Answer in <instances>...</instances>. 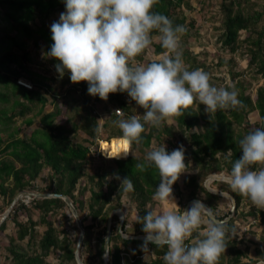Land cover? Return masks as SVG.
Wrapping results in <instances>:
<instances>
[{"label": "trees", "instance_id": "16d2710c", "mask_svg": "<svg viewBox=\"0 0 264 264\" xmlns=\"http://www.w3.org/2000/svg\"><path fill=\"white\" fill-rule=\"evenodd\" d=\"M219 8L221 22L215 42L221 50L229 54L243 51L248 57L247 68L252 70L257 78L262 79V84L257 87L255 99L252 101L246 95L245 87L240 84L238 79L241 77L240 74L233 73L230 75L229 84L226 83L222 87L231 90L232 86L235 85L239 93L238 99L243 102L244 108L218 110L211 113L207 112L205 106L197 101L184 111L183 116L173 119L178 130L186 134L185 159L189 157L197 169L196 174L190 178L187 185L189 191L186 201L203 200L195 193L194 186H192L199 182L202 186L200 192L204 194V201L201 202L211 208L214 214L217 206L213 202L218 197L209 193L202 185L203 182L210 175H219L224 172L227 174L231 170L232 162L242 155L239 140L249 132L243 125L246 113L256 111L259 127L264 128V3L256 6L251 0H220ZM0 9L4 12L2 19L7 23V33L3 37L6 47L0 56V103L12 102V110L18 109L12 113L11 117H13L26 115L31 111V107L37 105L40 106L41 111L47 102L46 95L40 93L42 88L46 92L52 90L51 96H53L54 101V110L41 115L39 128L35 129L28 139L11 137L12 140L6 143L7 145L4 147V141L0 138V156L3 158H0L2 159L0 160V196L8 198L7 204L9 205L15 196L29 191L34 192L36 186H32L33 182L45 173L44 191L40 192L67 198L78 216H81L80 223L84 233L91 230L94 222L102 225V233L105 235L103 239L102 237L99 238L100 247L94 256L96 258L95 263L103 264L106 234L109 229L110 243L115 231V229L113 230V222L117 218V216H112L108 222L110 213L119 209L123 196H127L129 201L136 203L135 217L137 213L139 217H144L149 212L147 205L155 201L153 194L160 183L158 171L154 167H149L144 172L135 168L137 163L144 162V158L130 155L127 157L123 154L129 152V148L120 139L122 133L118 130L116 132L110 131L107 139L100 143L101 151L112 158L108 160L112 163L110 170L95 172L89 176L85 175L86 165L89 162L87 159L89 146L82 142H72L70 135L81 132L85 135L86 139L84 140L89 141L88 143H93L98 139V115L94 104L101 99L98 96L93 97L88 94L86 82L73 84L70 81V73L67 71L61 76L56 70V65L59 62L50 57V60L55 63V73L60 78V87L66 88L63 93L64 104L67 113L70 114L64 123H57L56 119L60 111L56 100L59 94H56L48 84L49 81L55 82L57 79L47 78L32 72L29 67L30 53L25 50V42L33 40L35 35L44 40L49 52L53 41L51 31L45 28L44 22L53 12L66 11L65 0H0ZM185 9H191L187 0H159L153 11L167 16L174 25L186 26V17L183 15ZM35 20L39 21L38 29H33L30 25V22ZM242 33L245 35L241 38ZM187 34L188 28L183 36H187ZM155 36L156 33H153V37ZM8 47L15 48L19 52H14ZM153 47L157 55L164 52L159 42L154 43ZM182 48L184 61L190 70L199 68L207 72L202 64L195 61L194 55L186 50L185 43H183ZM141 58L139 56L136 60H141ZM22 78L29 80L33 87L30 84V89H27L17 84V80ZM106 101L115 105L105 125H113L115 124L114 121L119 119L115 114L116 109L124 110V114L129 117L134 108L139 107L126 92L118 91L109 94ZM5 112L0 110L4 116L3 119L9 120L11 117H6ZM80 119L82 120L79 122ZM31 122L28 120L26 123L30 125ZM145 129V132L141 134V143H134L132 149L137 151L148 149L152 140H156L158 143L163 137H172L175 133L174 125H166L165 123L159 128L145 124ZM180 146L181 143L179 142L177 147ZM166 151L170 153L171 148H166ZM116 176H119L120 179H116ZM126 177L132 180L134 185L132 192H125L120 189L121 181ZM83 178L86 179V185L75 193L78 182ZM177 183L178 180L173 184V189L176 188ZM85 193H88L86 200L83 197ZM46 194L43 195V198H35L32 201L34 208L42 214L41 223L46 226L44 235L37 243L41 255L28 256L11 249L9 264H45L43 256L52 249L61 251L59 258L65 264H76L75 249L61 243L54 233L51 223L44 219V216L51 211L64 206L65 202L60 197H46ZM172 194L175 197H181L179 189ZM229 195L233 198L235 208L240 205L242 198H244L234 192H229ZM18 207L25 210L21 201ZM84 210L86 212L82 216ZM16 213L15 210L13 214ZM245 214L254 220H258L257 225L263 229L261 242L264 244L263 209L253 205L244 213V216L247 217ZM215 217L218 220H225L226 218V216L219 218L216 215ZM6 219L0 224V230L4 229ZM87 219L90 220L91 224L86 226L84 223ZM28 222L29 225H24L13 219L17 229L16 240L23 241L25 238H31L35 222L29 218ZM227 226L229 232L235 230L231 220L227 222ZM119 229L120 232H126L125 224ZM132 229L133 237L130 239H123L119 233H115L116 239L122 243L123 251L116 244L112 248H108L106 264H164L163 255L166 248H157L150 243L146 250L151 255L148 261L142 260L141 251L144 249L145 239H138L135 236L146 235L143 231V224L137 223L135 219ZM86 243V237H83L81 245ZM237 243L227 239L228 257L224 259L222 254L218 264H244L242 257L245 253L236 246ZM257 252L260 258L251 264H260L261 260H264V250ZM89 263L84 261L83 264Z\"/></svg>", "mask_w": 264, "mask_h": 264}, {"label": "clouds", "instance_id": "9594fccd", "mask_svg": "<svg viewBox=\"0 0 264 264\" xmlns=\"http://www.w3.org/2000/svg\"><path fill=\"white\" fill-rule=\"evenodd\" d=\"M158 2L65 0L66 11L50 29L53 44L47 55L59 62L56 70L61 76L67 71L73 84L86 82L88 94L101 100L118 91L126 92L144 109L143 116L127 119L122 118L124 110L115 111L121 118L114 123L129 150L134 143H141L145 124L159 128L165 121L183 116L197 101L211 113L245 107L235 85L231 90L216 87L203 69L190 70L181 43L187 28L153 11ZM153 33L167 54L147 64L137 62L136 58L152 46ZM239 148L242 155L232 162L225 182L232 192L264 209V128L250 130L239 140ZM184 161L183 146L169 153L162 143L146 153L144 162L135 165L140 172L149 167L158 171L160 183L153 199L168 206L159 212L149 211L142 218L137 213L136 222L143 224L146 234L138 239H145V249L149 243L166 248L164 264H218L228 246L227 222L216 219L213 210L199 200L183 211L174 202L172 186L186 170ZM120 189L134 191L132 180L124 178ZM202 226L203 238L187 243Z\"/></svg>", "mask_w": 264, "mask_h": 264}, {"label": "rangeland", "instance_id": "374dc122", "mask_svg": "<svg viewBox=\"0 0 264 264\" xmlns=\"http://www.w3.org/2000/svg\"><path fill=\"white\" fill-rule=\"evenodd\" d=\"M187 1L190 3L191 9L183 10V15L184 17H186L185 25L188 28V34L187 36H183L181 40L182 47L183 43H185V47L187 48L186 50L194 55L195 61L199 64H202L206 68L207 73L210 74L211 83L214 86L216 85L218 87H222L226 83L229 84L230 75L233 73H239L241 76L240 78H238L240 84L245 87L247 93L246 95H248L250 99L254 101L256 89L259 85L262 84V79L257 78L253 71L247 68L248 57L241 50L235 54H229L226 51L221 50L219 45L215 42V37L219 33V27L221 22L219 11L220 0ZM251 1L256 6H260L264 3V0ZM62 13L64 12H53L52 14H50L44 22L45 28L47 30H50L51 25L53 23L59 22L60 15ZM3 14V10L0 9V56L2 55L4 48L6 47V44H4L3 41V37L7 33V23L5 20L2 19ZM30 25L33 29H38L40 26L38 20L30 22ZM12 35H14V33H12ZM244 35L245 34L242 33L240 37L242 38L244 37ZM158 42L159 41L156 40L155 37H153V44ZM153 44L149 49H146L144 51V53L141 55V60H136L137 62L147 64L149 62L159 60L162 58L163 55L167 54L166 50H164L162 54L157 55L154 52ZM8 49L11 50L12 48L8 47ZM12 50L14 52H19L15 48H13ZM25 50L30 53L31 61L29 63V67L32 72H35L38 75H42L47 78L57 79V81L55 82L49 81L48 84L50 85V87H52L53 91H55L56 94H59L56 101H58L57 105L60 113L57 116L56 121L57 123H64L67 116L70 115L69 113H67L66 106L64 104L65 98L63 96V93L66 88L60 87V78L55 73V63H53L50 60V57L47 55L48 51L46 43L44 42V40L37 38V36L34 35L33 40L25 42ZM20 81H22V83L24 82L28 87H30V84L31 87H33L32 83L27 79L22 78L20 79ZM40 93L46 95L47 97V102L45 106L41 109V111L39 105L33 106L31 107V111H29L24 116L11 117L12 113L14 111H17L18 109L14 108V110H12V102L0 103V110L6 111V117H11L9 120H5L3 119V114L0 113V138L4 141V147L7 145L6 143L12 140L11 137L28 139L31 133L35 129L39 128V121L41 115L52 112L54 110V101L52 98L53 96H51L52 90H47L46 92V90L42 88L40 89ZM114 105L115 104L106 100H100L99 102H96L94 104L96 114L98 115L97 121L99 131L97 137L98 139L95 140L93 143H88L89 141L84 140L86 139L85 135L81 132H77L76 134L70 135V139L72 142H82L86 146L88 145L90 149H95L92 153L90 152L87 157L89 162L87 163L85 169L86 176L92 175L95 172H103L104 170L109 171L110 167L112 166V163L108 162V160L112 158H109L108 155L104 154L101 151L100 142L105 141L107 139V136L110 131L116 132L119 130V128L115 124L105 125L106 120L107 118H109L110 112L113 109ZM143 114L144 109L140 107H135L133 113L129 117L124 114L122 118L127 119L133 115L143 116ZM120 118L121 117H119V119ZM76 119L75 121L77 122ZM28 120L32 121L30 125H27L26 123ZM81 120L82 119H80L79 122ZM164 123L166 125H174L175 133L172 137H163L158 143L156 140H152L150 147L145 150L137 151L131 148L128 154L130 156L144 158L148 151L152 150L153 147H158L162 143L166 146V148H171V151H173L178 148L177 146L180 142L181 146H183L185 150L187 148L186 134L178 130L173 119L170 121H165ZM243 125L247 129V131L259 127V118L257 112L252 111L246 113ZM0 158L2 157L0 156ZM185 165L186 170L179 176L177 186L173 189V192H175L177 189H179L181 192V197L173 196L175 204L176 198L179 199V202L176 205L181 211H183L188 204H192L193 200L186 201L187 194L189 191L187 190V185L189 184L190 178L193 177L197 172L196 167L191 162L189 157L185 159ZM45 175L46 174L43 173L40 178L33 182L32 186H36L34 192H25L13 198L14 204L10 212L8 213V215L10 216L6 219L4 229L0 230V264L10 263L11 249L28 256L34 254L41 255L37 243L44 235L46 231V226L41 223L40 218L42 214L34 208V203L32 201H34L33 199L35 198H43V195L47 193H41L42 191H44L43 180L45 179ZM214 176L223 178V176H226V174L225 172L219 175L213 174L210 175L209 178H212ZM204 183L205 181L202 184L203 186ZM84 185H86L85 178L81 179L78 182V186H76L75 193H77L78 190ZM192 186H194L193 190L195 191V193H197L200 198L203 199L201 201H204V194L200 192V188H202L201 183L196 182ZM208 186L210 189L218 191V193L222 192L225 194H229V192H232L224 180L212 181L210 184H208ZM46 197H50V195L47 193ZM83 197L86 200L88 198V193H85ZM217 197L218 199L213 202L217 206V208L215 209V215L219 218L226 216L225 221L228 222L231 220L233 226L235 227V230L233 232H229L228 239L234 241L235 243L238 242L236 246H238L239 249L245 253L242 257L244 264L254 263L253 261H257L258 258H260L257 251H263L264 244L261 242V235L263 229L257 225L258 220H254L247 214H245L247 215V217L244 216V213H246L248 209H250V207H252L253 205L246 197H244L242 198L240 205L235 208L234 203L230 199L221 197L219 195H217ZM7 199L8 198L0 196V217L4 214L5 211L8 210L10 205L13 203L12 200V202H10L8 205ZM20 201L23 202L25 210L20 209L18 207ZM165 207L167 206L162 205L158 201H154L153 203L147 205V209L152 212H159ZM15 210L17 211V213L14 215L13 212ZM135 211V201H129L127 196H123L120 203V208L111 212L112 216H117V218L115 219V222H113L114 226L111 223V226H113V230L115 229V231L114 237H112V241L109 243V248H112V246L116 244L118 247H120L121 251H123L122 243L115 237V233H119L122 237L121 233L123 232H120V225L122 226L123 224H125L126 232H124L123 234L127 235L126 239H130L133 237L132 224L135 220ZM85 212V210L82 212V216H84ZM80 217L81 216L79 215L78 218L80 219ZM28 218L31 219V221L35 222V226H33L32 228L33 230L31 232V238H25L23 241H18L16 240L17 229L13 223V219L20 223H23L24 225H29ZM44 219L48 220L51 223V227L53 228L58 240L61 243L67 245V247L71 249L74 248L76 251V243L80 234V229H78L73 214L67 204L65 203V205L61 208L51 211L46 216H44ZM90 224L91 222L89 219H87L84 223V225L86 226ZM102 228L103 227L101 224H99L98 222H94L90 231H87L86 233L83 232V237H86L87 243L80 245L78 251L76 252V264H83L84 261H88V263L91 262L92 264H97L95 263L96 258L94 255L100 247L99 238L102 237L103 239L105 235L104 233H102ZM203 231L204 226H202L198 232L194 233L193 237L190 238V240L187 242L191 244L194 242L195 239L203 238ZM141 252L142 260L148 261L149 256L151 254L148 253L145 248L142 249ZM60 253V250L52 249L45 256H43V261L45 262V264H65V262H62L59 258ZM122 255L124 254L122 253ZM227 257L228 255L226 249L223 254V258L226 259ZM4 258H6V260H4Z\"/></svg>", "mask_w": 264, "mask_h": 264}, {"label": "water", "instance_id": "95a60500", "mask_svg": "<svg viewBox=\"0 0 264 264\" xmlns=\"http://www.w3.org/2000/svg\"><path fill=\"white\" fill-rule=\"evenodd\" d=\"M209 177L207 178V179H205V183H204V187H205V189L208 191V192H210V193H213V194H215V195H219V196H221V197H225V198H228V199H230L233 203H234V201H233V198L229 195V194H225V193H218V191H215V190H212V189H210L209 188V186H208V184H209ZM212 179V181H222V180H224L225 181V177L222 179V177H212L211 178ZM50 197H53V198H58V197H60L66 204H67V206L69 207V209H70V211L72 212V214H73V217H74V219H75V222H76V225H77V227H78V229H80V234H79V237H78V240H77V243H76V251H75V256H77L76 255V252L78 251V249H79V247H80V245H81V242H82V239H83V228H82V225H81V223H80V219L78 218V215H77V212L75 211V209L73 208V206L71 205V203H70V201L67 199V198H65V197H62V196H57V195H50ZM13 204H14V200H13V203L10 205V207L8 208V210L7 211H5L4 212V214L0 217V224L6 219V217H7V215H8V213L10 212V210H11V208H12V206H13ZM190 207V204H188L185 208H184V210L185 209H188ZM111 217H112V213L109 215V217H108V222H110V219H111ZM120 223H122V222H120ZM120 227H121V225H120ZM109 238H110V232H109V229H108V231H107V234H106V241H105V250H104V255H103V264H106V259H107V253H108V247H109ZM137 238H142V237H137ZM144 239V238H143Z\"/></svg>", "mask_w": 264, "mask_h": 264}, {"label": "built area", "instance_id": "2783aa9c", "mask_svg": "<svg viewBox=\"0 0 264 264\" xmlns=\"http://www.w3.org/2000/svg\"><path fill=\"white\" fill-rule=\"evenodd\" d=\"M17 83H20V84L25 85V83H24V82L22 83V81H20V80H17ZM116 110H117V109H116ZM116 110H115V111H116ZM94 150H95V149H90V147H89V154H90V152L92 153Z\"/></svg>", "mask_w": 264, "mask_h": 264}, {"label": "crops", "instance_id": "0c3cea01", "mask_svg": "<svg viewBox=\"0 0 264 264\" xmlns=\"http://www.w3.org/2000/svg\"><path fill=\"white\" fill-rule=\"evenodd\" d=\"M179 191H180V190H179ZM182 197H183V196H182ZM178 202H179V199L176 198V204H178ZM166 206H167V205H166ZM167 207H168V206H167Z\"/></svg>", "mask_w": 264, "mask_h": 264}, {"label": "bare ground", "instance_id": "6f19581e", "mask_svg": "<svg viewBox=\"0 0 264 264\" xmlns=\"http://www.w3.org/2000/svg\"><path fill=\"white\" fill-rule=\"evenodd\" d=\"M223 178H224V176H223ZM223 178H222V179H223ZM211 182H212V179L210 178V179H209V184H210Z\"/></svg>", "mask_w": 264, "mask_h": 264}]
</instances>
